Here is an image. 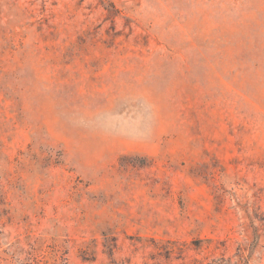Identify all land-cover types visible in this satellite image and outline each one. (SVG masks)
Masks as SVG:
<instances>
[{
  "label": "rangeland",
  "instance_id": "1",
  "mask_svg": "<svg viewBox=\"0 0 264 264\" xmlns=\"http://www.w3.org/2000/svg\"><path fill=\"white\" fill-rule=\"evenodd\" d=\"M0 264H264V0H0Z\"/></svg>",
  "mask_w": 264,
  "mask_h": 264
}]
</instances>
